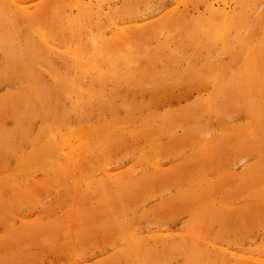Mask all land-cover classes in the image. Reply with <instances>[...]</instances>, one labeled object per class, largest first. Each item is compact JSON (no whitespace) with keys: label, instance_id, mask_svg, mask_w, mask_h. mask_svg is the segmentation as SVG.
<instances>
[{"label":"rangeland","instance_id":"rangeland-1","mask_svg":"<svg viewBox=\"0 0 264 264\" xmlns=\"http://www.w3.org/2000/svg\"><path fill=\"white\" fill-rule=\"evenodd\" d=\"M264 264V0H0V264Z\"/></svg>","mask_w":264,"mask_h":264},{"label":"bare ground","instance_id":"bare-ground-1","mask_svg":"<svg viewBox=\"0 0 264 264\" xmlns=\"http://www.w3.org/2000/svg\"><path fill=\"white\" fill-rule=\"evenodd\" d=\"M191 264H197V261L193 260Z\"/></svg>","mask_w":264,"mask_h":264}]
</instances>
